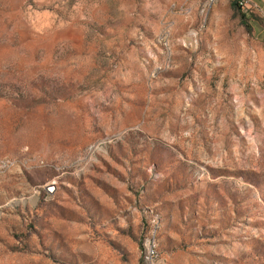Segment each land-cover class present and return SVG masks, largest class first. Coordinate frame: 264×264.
I'll list each match as a JSON object with an SVG mask.
<instances>
[{
  "label": "rangeland",
  "instance_id": "rangeland-1",
  "mask_svg": "<svg viewBox=\"0 0 264 264\" xmlns=\"http://www.w3.org/2000/svg\"><path fill=\"white\" fill-rule=\"evenodd\" d=\"M0 0V264H264V0Z\"/></svg>",
  "mask_w": 264,
  "mask_h": 264
},
{
  "label": "built area",
  "instance_id": "built-area-1",
  "mask_svg": "<svg viewBox=\"0 0 264 264\" xmlns=\"http://www.w3.org/2000/svg\"><path fill=\"white\" fill-rule=\"evenodd\" d=\"M209 1H212V0H209ZM238 5L240 8H243L244 4H243L242 0L238 2Z\"/></svg>",
  "mask_w": 264,
  "mask_h": 264
}]
</instances>
